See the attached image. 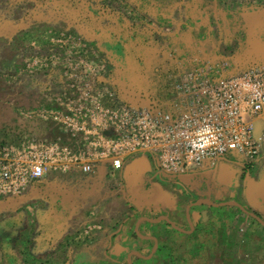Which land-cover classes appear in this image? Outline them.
<instances>
[{
  "label": "rangeland",
  "instance_id": "374dc122",
  "mask_svg": "<svg viewBox=\"0 0 264 264\" xmlns=\"http://www.w3.org/2000/svg\"><path fill=\"white\" fill-rule=\"evenodd\" d=\"M261 17L264 0H0V145L25 137L78 149L82 136L71 141L78 129L69 117L85 111L80 104L90 95L111 103L136 90L163 99L166 67L177 60L188 70L195 57L200 64L191 68L202 69L222 55L255 50L264 39ZM65 178L47 171L9 195L21 196L17 206L0 197V215L12 216L0 221V264H81L66 230L85 237L103 230L111 214L121 220L130 212L134 224L146 213L112 199L110 188L123 180L114 172L70 177L71 193L53 189ZM204 228L162 234L169 254L162 264H264L262 221L238 212L228 224ZM49 238L55 251L24 249Z\"/></svg>",
  "mask_w": 264,
  "mask_h": 264
},
{
  "label": "built area",
  "instance_id": "2783aa9c",
  "mask_svg": "<svg viewBox=\"0 0 264 264\" xmlns=\"http://www.w3.org/2000/svg\"><path fill=\"white\" fill-rule=\"evenodd\" d=\"M233 54L188 69L174 86V100L163 108L133 106L115 95L105 103L90 95V102L81 104L85 111L69 117L78 129L74 133L81 132L88 143L84 148L25 137L0 145V197L21 193L50 170L91 174L101 156L117 170L128 156L146 150L167 171L213 167L231 154L243 155L249 169L264 140V60L239 65Z\"/></svg>",
  "mask_w": 264,
  "mask_h": 264
},
{
  "label": "crops",
  "instance_id": "0c3cea01",
  "mask_svg": "<svg viewBox=\"0 0 264 264\" xmlns=\"http://www.w3.org/2000/svg\"><path fill=\"white\" fill-rule=\"evenodd\" d=\"M254 15L261 16L260 13H252V16ZM260 25L264 31L262 17ZM250 42L252 45V40L248 41L249 45ZM255 47L258 50L246 48L244 52H235L233 54L235 62L243 65L264 60V52L259 50L260 47H264V39L256 42ZM199 61V58H192L191 65L187 69L199 66ZM175 62L176 66L166 67L163 70V99H156L152 94L136 90L133 94H121L117 98L137 107L157 105L163 108L174 100L175 96L172 92L174 86L187 71L183 70L177 60ZM262 129V122L256 121L257 137L261 136ZM77 133L76 137L75 133L74 135L71 133L73 143L78 142L77 136H83L81 132ZM83 141L84 139L80 138L79 149L88 144ZM243 158V155L231 154L223 157L213 167L202 165L184 171H167L160 167L158 156L148 150L128 156L125 160L126 164L124 163L119 170L112 169L110 160L101 156L97 159V170L89 175H102L111 171L115 175L122 176L123 180L115 182L110 188L114 192L112 199L118 198V203L119 199H124V204L132 213L138 209H143L146 213L138 215L134 224L131 223L130 212L127 218L123 217L124 219L121 220L118 219L117 213L111 214L102 219L105 222L103 230L95 233L91 231L90 235L81 236L80 239L75 235V229L66 230L65 234L73 236L71 238L67 235L66 238H71L67 246L77 248V260L81 264H125L126 261H130L133 254L150 250L154 253L157 250L156 253L159 255L162 246L163 259L167 262L169 254L165 251L166 242L163 235L171 230L181 231L182 234H194L195 229L203 226L213 229L219 224H228L233 215L238 212L250 215L264 223V140L261 142V152L256 158L255 165L249 169L246 168ZM62 175L67 177L65 178L67 182L59 185L55 181L53 189L71 193L70 177L88 174L62 171ZM101 189L102 186H99V190ZM5 199L7 204L11 202V205L14 203L15 206L22 202L21 196L17 198L7 196ZM122 203L119 204L124 208ZM6 216L12 218L11 215L2 214L0 221L5 220ZM205 228L203 230H207ZM42 237L43 235L39 236V238ZM86 237L88 239L84 240ZM51 240L49 238L41 245H28L31 251H28L27 247L26 249L28 252L39 255L55 251L59 246L57 247L56 242L50 243ZM71 263V260L67 262V264Z\"/></svg>",
  "mask_w": 264,
  "mask_h": 264
},
{
  "label": "flooded vegetation",
  "instance_id": "af4514ba",
  "mask_svg": "<svg viewBox=\"0 0 264 264\" xmlns=\"http://www.w3.org/2000/svg\"><path fill=\"white\" fill-rule=\"evenodd\" d=\"M27 249H29V247H27ZM28 251H31V248ZM156 252L157 250L154 253L150 250L146 252H141L139 254H133L131 256L130 261H126L125 264H162V262L164 263L166 259H163V261L159 260L160 257Z\"/></svg>",
  "mask_w": 264,
  "mask_h": 264
}]
</instances>
